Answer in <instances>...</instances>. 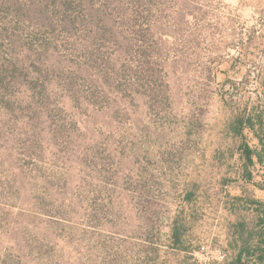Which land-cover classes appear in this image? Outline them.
<instances>
[{
  "label": "rangeland",
  "instance_id": "obj_1",
  "mask_svg": "<svg viewBox=\"0 0 264 264\" xmlns=\"http://www.w3.org/2000/svg\"><path fill=\"white\" fill-rule=\"evenodd\" d=\"M162 3L158 54L172 96L165 110H149L144 98L128 115L68 104L55 114L68 142L42 139L32 149L29 137L54 125L0 107V264H205L202 248L227 252L236 218L224 209L225 171L210 163L219 103L208 96L205 69L212 47L222 53L258 26L264 0ZM230 66H221V80L236 76ZM192 182L198 221L182 252L170 248L171 228Z\"/></svg>",
  "mask_w": 264,
  "mask_h": 264
},
{
  "label": "trees",
  "instance_id": "obj_2",
  "mask_svg": "<svg viewBox=\"0 0 264 264\" xmlns=\"http://www.w3.org/2000/svg\"><path fill=\"white\" fill-rule=\"evenodd\" d=\"M162 2L0 0V107L31 114L40 126L54 125L44 137H29L32 149L41 148L42 139L57 148L68 142L67 126L55 120L68 104L128 115L140 98L151 111L172 103L158 54ZM232 49L236 57L228 53ZM210 53L206 88L219 103L209 122L215 123L217 139L210 163L225 171L219 183L226 191L224 209L236 218L229 224L227 258L215 264H264V199L257 197L264 193V15L222 53L214 47ZM225 64L239 69L237 77L220 79ZM193 129L190 124V138ZM199 190L197 182L189 184L185 206L173 218L172 249L189 252Z\"/></svg>",
  "mask_w": 264,
  "mask_h": 264
},
{
  "label": "built area",
  "instance_id": "obj_3",
  "mask_svg": "<svg viewBox=\"0 0 264 264\" xmlns=\"http://www.w3.org/2000/svg\"><path fill=\"white\" fill-rule=\"evenodd\" d=\"M198 255H202L205 264L222 263L227 258L225 251L218 250L214 252L208 248H202V251Z\"/></svg>",
  "mask_w": 264,
  "mask_h": 264
}]
</instances>
